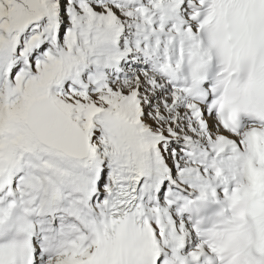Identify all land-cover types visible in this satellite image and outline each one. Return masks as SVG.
I'll list each match as a JSON object with an SVG mask.
<instances>
[{"label": "snow or ice", "instance_id": "snow-or-ice-1", "mask_svg": "<svg viewBox=\"0 0 264 264\" xmlns=\"http://www.w3.org/2000/svg\"><path fill=\"white\" fill-rule=\"evenodd\" d=\"M0 264H264V0H0Z\"/></svg>", "mask_w": 264, "mask_h": 264}]
</instances>
